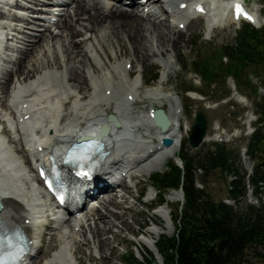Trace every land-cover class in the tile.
Here are the masks:
<instances>
[{"label": "bare ground", "instance_id": "bare-ground-1", "mask_svg": "<svg viewBox=\"0 0 264 264\" xmlns=\"http://www.w3.org/2000/svg\"><path fill=\"white\" fill-rule=\"evenodd\" d=\"M230 2L11 0L9 8L0 5V66L4 64L0 67V199L4 212L9 211L28 236L23 260L34 264L40 257V264H74L76 252L85 245L101 249L103 243L111 244V239H101L103 235L115 229V235L121 232L126 212L139 199L138 183L128 179L159 168L175 155L182 136L181 107L178 98L162 87L165 75L149 86L140 81L142 73L130 77L128 67L177 46L198 12L206 15L208 28L239 18L229 14ZM52 8L62 9L53 20ZM249 19L258 22L254 11ZM56 24L60 29L52 30ZM125 51L128 56H123ZM53 54L56 58H49ZM171 63L170 57L164 61L166 67ZM143 97L164 109L170 120L165 130L151 122L155 106L146 110L136 105ZM108 112L120 124L108 121L110 130L102 136L106 154L96 159L95 176L88 185L89 193H95L94 205L70 204L67 216L51 205L52 198L39 186L41 179L34 170L49 158L60 162L64 142L92 132ZM165 136L171 138L169 145L161 141ZM67 173H62L65 180L72 177ZM114 185L123 187L114 192L119 188ZM70 186L76 188L71 182ZM249 190V199L257 202ZM157 213L166 215L163 209ZM166 220L170 225L168 213ZM158 230L162 229H148L154 234ZM47 232L50 240L43 246ZM89 257L93 258L91 251Z\"/></svg>", "mask_w": 264, "mask_h": 264}, {"label": "rangeland", "instance_id": "rangeland-1", "mask_svg": "<svg viewBox=\"0 0 264 264\" xmlns=\"http://www.w3.org/2000/svg\"><path fill=\"white\" fill-rule=\"evenodd\" d=\"M219 1L227 4V2H223L222 0ZM244 2L249 9L257 14L259 21L264 24V3L261 0H244ZM150 6L153 8L159 7L158 4H151ZM32 13H34V11H32ZM40 13L45 12L40 11ZM68 19L71 22L70 17ZM232 20L221 22L222 24L215 22L211 28H208L206 15L193 17L187 26L188 29L183 33L181 41L177 46H174L175 48L172 47L168 53L160 55L159 57L151 58L144 64L141 62L137 64L133 63L132 68L128 67L131 73L130 77H133L135 74L142 73L143 76H140V81L144 79L145 83L149 86L156 85L158 80L163 78V75H165L164 78L166 80L162 87L177 96L180 107L182 108V113L180 115L182 136L179 145L185 138L187 131L191 129L195 112L197 110L203 111L207 119V140L203 141L196 148L191 147L187 141L186 144L189 152L195 158L196 185L205 189L215 200L222 199L223 201L227 197H230L227 192V179H229L230 175L228 172L226 173L219 167L211 169L203 168L200 166L199 161L202 159L207 149L213 147L214 140L212 137L216 135H219L220 137L225 136V145L227 148L232 150L234 163L239 167L241 172H246L245 168L240 163V159L242 157L241 149L247 144L248 140V135L244 133L246 125L242 121L243 118H247V111L252 109L255 111L252 101L264 95V89L260 91V94H254L250 90V86H246L247 88H244L241 85L239 86L236 80L231 75H227L224 71L220 74L208 77L206 80H198L195 73L192 72L194 66L191 62L199 60L209 67L214 68V64H216L214 62H216V59L219 57L218 54L221 45L233 41L235 32L243 21L242 19ZM33 21L34 20L31 19L28 23L31 24ZM16 22L20 23L22 21ZM168 25L169 24H166L164 27ZM38 26L40 28V25ZM51 29H56L57 31L60 29V26L57 27L56 24ZM81 36L82 35H79L77 37ZM194 39H196V42ZM8 40L10 42V39ZM109 42L110 41H108V43ZM11 43L15 42L11 39ZM109 45H111V43ZM125 55L128 56L126 51L123 56ZM169 57L174 65L171 63L172 66L166 67L164 61H166ZM49 58H56V56L53 54L50 55ZM62 58L64 59V57ZM180 60L184 62V66L181 65L179 62ZM1 62L2 61L0 60V64ZM130 64L132 65V63H129L128 65ZM3 65L4 64L1 66ZM99 68L101 70L103 69L101 67ZM247 68L249 73L247 77L248 80L246 81L251 82L252 84H255L256 82L260 83L263 87L264 68H260L258 73L250 71L249 67ZM155 70H157L159 77L157 76L158 78L151 79L150 75ZM186 87L196 88L197 90L202 91L203 94L199 91L185 92L184 88ZM234 89H236L239 95H243L245 98L244 102L236 99ZM137 100L136 105L146 110H148L150 106H160L158 103L151 102L144 97ZM0 126L2 125L0 124ZM252 126H254L253 123ZM234 130H239V132L232 134ZM15 144V147L17 148L18 144ZM179 145L176 149V153L179 149ZM169 160H174L175 162L180 163L177 154H175L168 157L159 168H152L148 173L139 174L135 176V179L130 181L131 183H138L139 199L136 201L135 207L131 209L132 211L126 212V217L123 222L124 226H120L121 232L115 235V229L112 233L113 235L110 232L103 235L101 239L103 241L111 239V244L108 246L103 243L101 245V249L85 245V248L82 251L79 250L76 252L74 264H140V261H145L146 258L150 257V254H148L145 250L146 248L152 252L156 262L162 263V256L157 251L154 241L159 238L161 233L172 235L174 232V224L170 219V215L173 216L176 212L177 204L180 201H183V194L181 189L171 190L169 193H165L164 202L158 203L154 199L158 197V191L157 188L151 184L150 174L154 171L164 170L166 163L169 162ZM242 163L250 169L248 170L249 172H246L245 182L247 183V181H250L247 175L252 173L254 163L252 158L247 155ZM34 172L37 174L36 169ZM247 185V192L251 189L252 193H254L251 181L248 182ZM122 187L123 186H120L117 190L112 191L116 192ZM260 190V194H258L260 196V201L258 202H254L253 199L250 200L247 195L240 197L238 201L235 200L234 202L227 203L233 204L236 209H245L247 204L264 206V182H262ZM140 191L142 192V196L140 195ZM150 192L151 195L148 197ZM168 203L171 204V207L167 205ZM116 205L118 210H123V205ZM160 209H163L166 215L168 213L170 225L166 224V215L163 216V214L159 215L156 213ZM60 211H63V209L61 208ZM104 214H107V212ZM152 227H156L158 229L160 228L162 230H158V233L155 234L150 233L148 229ZM104 229L105 231L108 230L105 227ZM50 236L49 232H47V235L42 240L43 246H47ZM90 251L92 252L93 258L89 257ZM130 255H132V257H130L131 259H127L126 257ZM244 257L245 264H264V243L250 244ZM34 264H40V257H38Z\"/></svg>", "mask_w": 264, "mask_h": 264}, {"label": "trees", "instance_id": "trees-1", "mask_svg": "<svg viewBox=\"0 0 264 264\" xmlns=\"http://www.w3.org/2000/svg\"><path fill=\"white\" fill-rule=\"evenodd\" d=\"M218 55L214 68L199 60L192 61L193 71L202 80L224 71L239 86H250L256 94V85L246 81L247 67L256 73L264 68V24L254 26L243 21L233 41L222 44ZM179 62L184 66V62ZM157 76L155 70L150 78ZM253 103L260 119H264V95L254 99ZM247 153L254 163L249 180L254 185V192L258 193L259 182H264V125L257 126L248 137ZM177 156L180 163L169 160L164 170L150 174L151 184L158 191V203L164 202L165 193L170 189L182 190L183 201L177 204L176 212L170 216L174 232L172 235L161 233L155 241L162 263L156 262L152 252L146 248L150 257L140 264H245L248 244L264 243V206L247 204L245 209H236L222 199L215 200L205 189L197 186L195 158L189 152L186 138L182 140ZM199 163L203 168L219 167L232 175L227 179L230 197L238 201L244 195L246 173L234 163L232 150L226 147L225 142H214ZM130 257L132 255L126 258Z\"/></svg>", "mask_w": 264, "mask_h": 264}, {"label": "water", "instance_id": "water-1", "mask_svg": "<svg viewBox=\"0 0 264 264\" xmlns=\"http://www.w3.org/2000/svg\"><path fill=\"white\" fill-rule=\"evenodd\" d=\"M112 119L114 120L115 125L119 124V121L113 115ZM153 120L156 124L160 126L161 130H165L170 122L166 113L162 108H157L153 112ZM108 128V125H106ZM207 128V120L204 113L201 110H197L194 115V121L191 126V130L187 133V140L191 147H197L203 141L204 134ZM163 143L168 145L171 143V138L165 136L163 138ZM3 202L0 200V210L2 209ZM250 244H248L249 247Z\"/></svg>", "mask_w": 264, "mask_h": 264}]
</instances>
